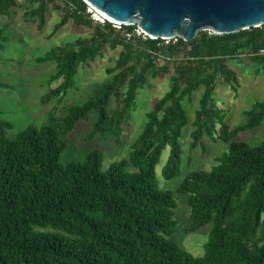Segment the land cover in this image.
I'll use <instances>...</instances> for the list:
<instances>
[{
    "label": "trees",
    "instance_id": "obj_1",
    "mask_svg": "<svg viewBox=\"0 0 264 264\" xmlns=\"http://www.w3.org/2000/svg\"><path fill=\"white\" fill-rule=\"evenodd\" d=\"M28 3L24 17L36 19L40 30L53 9L63 14L55 31L72 22L90 33L39 60L56 62L57 68L50 84L58 85L43 96L44 104L65 97L76 86L80 68L101 58L106 47L121 50L106 70L109 79L66 116L51 110L47 123L14 138L6 135L12 124L0 118V264H264V141L252 145L238 139L262 126L264 101L245 110L246 123L231 128L215 99L220 76L238 84L228 62L246 58L264 64L258 55L264 49V24L230 35L204 31L191 42L177 38L166 44L133 35L136 26L96 23L83 0ZM17 6L18 0H0V15ZM5 39L1 31L0 46ZM172 70L170 89L147 113L128 158L103 170L104 153L94 150L82 161L60 163L65 137L91 111L97 113L91 136L121 142L148 76ZM201 88L189 149L205 151L209 139L227 151L211 170H190L175 190L163 188L158 165L170 147L162 177L172 180L181 173L180 140L190 123L184 100ZM176 193L188 196V232L213 224L202 257L173 240Z\"/></svg>",
    "mask_w": 264,
    "mask_h": 264
},
{
    "label": "rangeland",
    "instance_id": "obj_2",
    "mask_svg": "<svg viewBox=\"0 0 264 264\" xmlns=\"http://www.w3.org/2000/svg\"><path fill=\"white\" fill-rule=\"evenodd\" d=\"M28 8H30L28 0H18L15 12L6 16L0 15V32L2 31L3 37L6 38L0 46V83H2L0 85V118L12 124V127L6 130L8 138L16 137L28 127H41L47 123L51 110L59 116H66L70 108L82 106L94 89L109 79L106 70L114 66L121 50L106 47L101 58L80 68L76 76V86L65 97L44 104L43 96L58 85V82L50 84V77L57 68L56 62H40L39 60L61 45L74 42L79 38H88L90 33L85 27H78L72 22L59 31H55L54 28L61 21L63 14L62 11L53 9L49 11L47 22L40 30L36 19L30 21L25 19L24 14ZM96 23L102 24V22ZM228 66L236 74L238 84H227L223 76H220L215 99L219 108L224 110L226 123L231 128H235L246 123L245 110L258 101H264V64L260 66L244 58L237 62H228ZM171 75L173 70L171 74L159 78H154L152 74L148 76L149 84L140 90L135 110L119 143L113 138H104L101 135L91 136L97 121V113L91 111L65 137L67 149L61 155L60 163L66 166L73 161H82L94 150H101L104 153L103 170H107L113 162L128 158L131 146L147 120V113L152 109L155 101L169 91ZM202 91L201 88L191 98L184 100L190 123L184 128L180 140L183 145L181 173L172 180L164 179L161 174L170 155V147L163 152L157 168V178L163 188L175 190L190 170H211L217 158L227 151L226 145L214 143L209 139L204 141L205 145H208L207 150L202 151L201 148H196L191 152L189 149L192 122L200 105ZM114 107L113 101L112 108ZM238 139L258 145L264 141V123L256 130L240 133ZM175 200L178 207L174 215L177 227L173 240L194 257H202L205 254L213 224L188 232L187 229L191 224L188 196L176 193Z\"/></svg>",
    "mask_w": 264,
    "mask_h": 264
},
{
    "label": "water",
    "instance_id": "obj_3",
    "mask_svg": "<svg viewBox=\"0 0 264 264\" xmlns=\"http://www.w3.org/2000/svg\"><path fill=\"white\" fill-rule=\"evenodd\" d=\"M111 23L136 26L151 39L185 42L208 31L236 34L264 24V0H83Z\"/></svg>",
    "mask_w": 264,
    "mask_h": 264
},
{
    "label": "built area",
    "instance_id": "obj_4",
    "mask_svg": "<svg viewBox=\"0 0 264 264\" xmlns=\"http://www.w3.org/2000/svg\"><path fill=\"white\" fill-rule=\"evenodd\" d=\"M87 12L90 14V17L95 21V22H102V24H104L106 22V18L103 17L102 15H100L95 9H93L92 7L88 6ZM108 21V20H107ZM114 25L115 28L117 29H121L122 25L117 24V23H112ZM133 35H137L138 37H142L144 40H147L148 37L147 35H145L138 27L135 29V31L133 32ZM132 36V34L127 33V37L130 38ZM177 41V38L173 39V41ZM172 40H164V42L166 44H169V42ZM258 55H262L264 56V49L259 50Z\"/></svg>",
    "mask_w": 264,
    "mask_h": 264
}]
</instances>
